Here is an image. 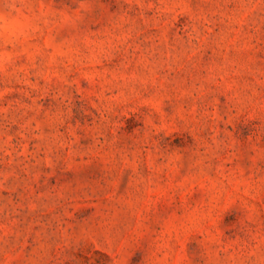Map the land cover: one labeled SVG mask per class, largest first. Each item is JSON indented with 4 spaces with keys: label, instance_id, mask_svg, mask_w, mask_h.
<instances>
[{
    "label": "rangeland",
    "instance_id": "374dc122",
    "mask_svg": "<svg viewBox=\"0 0 264 264\" xmlns=\"http://www.w3.org/2000/svg\"><path fill=\"white\" fill-rule=\"evenodd\" d=\"M0 264H264V0H0Z\"/></svg>",
    "mask_w": 264,
    "mask_h": 264
}]
</instances>
